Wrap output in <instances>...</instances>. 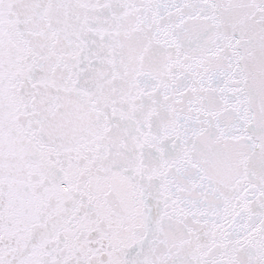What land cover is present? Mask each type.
Masks as SVG:
<instances>
[{"label":"snow or ice","instance_id":"1","mask_svg":"<svg viewBox=\"0 0 264 264\" xmlns=\"http://www.w3.org/2000/svg\"><path fill=\"white\" fill-rule=\"evenodd\" d=\"M0 264H264V0H0Z\"/></svg>","mask_w":264,"mask_h":264}]
</instances>
